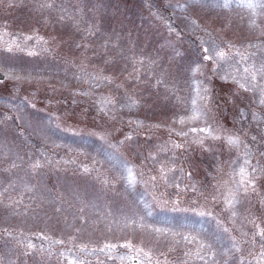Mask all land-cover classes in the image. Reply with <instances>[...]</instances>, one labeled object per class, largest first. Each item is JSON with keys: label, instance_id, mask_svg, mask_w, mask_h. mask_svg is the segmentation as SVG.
I'll list each match as a JSON object with an SVG mask.
<instances>
[{"label": "rangeland", "instance_id": "rangeland-1", "mask_svg": "<svg viewBox=\"0 0 264 264\" xmlns=\"http://www.w3.org/2000/svg\"><path fill=\"white\" fill-rule=\"evenodd\" d=\"M222 3L0 0V264H67L60 253L69 248L85 264H137L118 259L134 254L119 246L126 242L148 251L151 264H259L249 254L261 248L245 219H252L248 199L233 217L222 193L246 151L253 164L264 165V105L258 90L245 92L220 77L264 64V12L253 14L237 0L227 8ZM229 42L232 60L213 73L203 49ZM237 51L247 60L237 64ZM197 64L204 76L191 71ZM201 85L221 105L208 123L222 135L240 136L239 148L205 138V151L191 143L196 134L176 135L204 126L175 122L191 114L193 99L200 103ZM101 96L137 104L110 107L106 115L99 111ZM126 134L133 139L121 144ZM123 163L133 168L134 185L121 178L127 176ZM163 163L172 171L166 182L153 184L149 176ZM258 191L264 193V179ZM258 199L252 198L251 212L261 223ZM185 236L211 245L201 251L203 260ZM29 242L35 247L28 249ZM106 243L117 247L101 252Z\"/></svg>", "mask_w": 264, "mask_h": 264}, {"label": "snow or ice", "instance_id": "snow-or-ice-1", "mask_svg": "<svg viewBox=\"0 0 264 264\" xmlns=\"http://www.w3.org/2000/svg\"><path fill=\"white\" fill-rule=\"evenodd\" d=\"M237 2H243L246 7L249 9H253V14H255V9L259 8L264 12V0H237ZM231 3V0H223L222 4H219L220 7L227 8L229 4ZM53 5H42V7H52ZM64 17L61 16L60 20L63 21ZM195 23V21H193ZM227 26V25H226ZM32 36H25V40H31ZM43 39V38H38ZM47 43V41H45ZM77 47H80L81 45L77 44ZM19 48V45H17ZM235 47V45L229 43H226L225 47H219V46H213V48L210 50L209 48H204L203 51L205 55L203 56L204 61L211 62L212 69L211 71L215 73L218 68L221 66V62L228 63L230 60H232V49ZM11 51V47L8 49ZM22 50V49H21ZM32 53L29 52V55ZM236 55L240 57L238 61H236L237 64H240L241 61L247 60V57L238 51L236 52ZM242 66V71L239 69H236L232 73H226L225 75L221 76L220 79L223 80L225 83L232 82L235 83L238 87V89L243 90L245 92H251L256 93L257 90L259 91V103L261 105H264V64H262L259 68L255 67V65H248V66ZM139 69L135 68L133 69V72H138ZM191 71L195 73H199L200 76H204L205 73L201 70V66L199 64L196 65V67H193ZM132 75V74H130ZM138 78V77H137ZM15 79H19V77H15ZM94 81L102 82L108 81L109 83H112V79L110 77H99L94 76L91 77ZM207 79L210 81L212 78L207 77ZM158 83H162V81H158ZM119 87V85H117ZM83 95H88V93H82ZM197 95L199 97L200 103H197L196 99H193L191 101L193 107L191 110V114L188 116H181L179 118L178 122L180 124H189V123H196L199 121L204 122V126H192L188 129V131H178L176 132V135L182 136L187 138L189 133L196 134L194 136V139L191 141V143L196 144L203 148L205 151H208L210 149L204 147V139L205 138H211L213 140H223L226 142V144L230 148H239L240 145L243 143L240 136L232 133H225L220 134V131L217 129H214L211 124L208 123V120L210 118L214 119V117H211V113L213 112L214 108L215 110L219 111L221 110V105L214 103L213 98V90L211 87L207 85H201L199 91L197 92ZM235 95V94H233ZM128 104H120V102L115 97H105L101 96L98 100L99 104V111L108 114V109L110 107L115 108L117 106L119 107H128L131 109L132 107L136 106L137 101L132 99L131 97L128 98ZM226 104L228 101L226 100ZM34 107V105H33ZM240 115L243 117L244 112L241 110ZM255 118V114H253ZM130 123H139L135 121H130ZM174 131L173 129L169 130ZM202 134V135H201ZM133 137L131 134H126L125 139L120 141L121 144L125 143L126 141L132 140ZM255 137H253V140ZM110 147L115 148V145H109ZM173 149H185V145L181 143H173L172 144ZM245 148L247 146L245 145ZM163 150V149H162ZM187 149H185L186 151ZM261 157H264V152L260 153ZM148 159H155L154 156L148 157ZM237 163V161H233V164ZM17 165L13 163L12 167H16ZM39 162L37 161L35 164H33V168H38ZM122 167L127 173L126 177H121L122 179H126L127 183L129 185H134L136 180V175L133 172V168L129 167L127 163H123ZM85 171H88L87 168L84 169ZM172 169L168 168L166 163H163L161 167L158 169V175H151L149 176V181L155 182L157 180L161 181H167V175L168 172H171ZM182 171V170H181ZM143 175V174H141ZM191 177V174L189 173V178ZM230 181H225V184H230L231 186L227 188V191L222 193L223 195V202L232 211V216L235 217L237 215L236 212V206L237 204L241 203L242 198H247L250 209H249V215L252 216V219H248V217H245V219L248 221V223L252 224L254 228V232L252 233L253 243L259 242L261 251L258 254L249 253L250 255H253L254 259H257L259 264H264V227H262V223L257 222V217L253 216L251 212V206H252V198L258 197V203L260 205L259 211L261 216H264V193H261L258 191V181L264 179V165H262L259 161H257L255 164L252 163L251 159V153L245 152L243 156V162L240 164L238 170L233 169V171L230 173ZM148 181H146L147 183ZM193 190L195 189V185H192ZM29 191L31 189H28ZM219 191V190H217ZM217 197L213 196V200H216ZM18 202V201H17ZM200 215H204V213H200ZM157 233H164L163 229H155L154 230ZM225 232L228 231V229H224ZM247 235V233H245ZM258 238V240L256 239ZM184 240L189 243H195L198 245V251L196 255L203 260L204 256L201 255V251L211 248V245H205L203 242H200L196 240L195 238H190L185 236ZM56 244H62L64 243L62 240H56L54 241ZM120 247L128 248L130 252H133L134 254L131 256H120L118 259L121 261L124 260H135L137 261V264H144V260H148L149 264H151V255L148 251H145L143 248L134 246L131 242H126L124 244L119 245ZM232 246L237 247V242L235 238H232ZM35 245H33L31 242L27 244L28 249L34 248ZM117 245L115 244H105L102 248H100L101 252L107 251L108 253H111V251L116 248ZM80 251H85L84 246H80ZM185 255H191L190 252L185 253ZM60 256L67 261V264H85V261L83 259H80L76 254L72 253V249H68V254L66 255L65 252H61ZM143 257V259H141ZM109 259H112L113 257L111 255L108 256ZM159 264V262H158ZM184 264H187L185 261ZM207 264V262H205Z\"/></svg>", "mask_w": 264, "mask_h": 264}, {"label": "water", "instance_id": "water-1", "mask_svg": "<svg viewBox=\"0 0 264 264\" xmlns=\"http://www.w3.org/2000/svg\"><path fill=\"white\" fill-rule=\"evenodd\" d=\"M0 78H3V74L0 72Z\"/></svg>", "mask_w": 264, "mask_h": 264}, {"label": "flooded vegetation", "instance_id": "flooded-vegetation-1", "mask_svg": "<svg viewBox=\"0 0 264 264\" xmlns=\"http://www.w3.org/2000/svg\"><path fill=\"white\" fill-rule=\"evenodd\" d=\"M170 17H171V15H170ZM170 19V21H172V17L171 18H169Z\"/></svg>", "mask_w": 264, "mask_h": 264}]
</instances>
